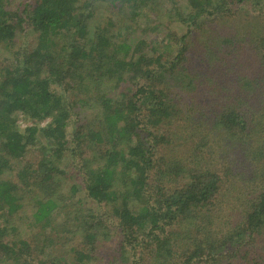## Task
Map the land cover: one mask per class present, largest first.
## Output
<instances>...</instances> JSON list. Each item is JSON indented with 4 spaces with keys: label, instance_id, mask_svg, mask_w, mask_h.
I'll return each mask as SVG.
<instances>
[{
    "label": "trees",
    "instance_id": "trees-1",
    "mask_svg": "<svg viewBox=\"0 0 264 264\" xmlns=\"http://www.w3.org/2000/svg\"><path fill=\"white\" fill-rule=\"evenodd\" d=\"M246 2L0 0V264H88L111 229L105 264H264V0Z\"/></svg>",
    "mask_w": 264,
    "mask_h": 264
},
{
    "label": "rangeland",
    "instance_id": "rangeland-1",
    "mask_svg": "<svg viewBox=\"0 0 264 264\" xmlns=\"http://www.w3.org/2000/svg\"><path fill=\"white\" fill-rule=\"evenodd\" d=\"M13 4H15L17 2V0H12ZM253 0H248V2H246V5H250V3ZM244 12V14L249 15L250 17L254 18L258 15V12H255L253 14H251L249 11L247 10H242ZM111 17V13L108 11L107 6L105 3H99V7H96L95 11H94V15L92 20V25H102L105 23V21ZM148 18V17H147ZM151 18V17H149ZM28 40V38L23 39V41ZM17 42H20V40H18ZM17 44V43H16ZM18 45V44H17ZM2 48H0V65L3 62L2 60H4L5 58H7L8 56H10V53H7V57L6 54H2ZM21 118V117H20ZM43 123V122H42ZM18 124L20 125L21 128H23L27 122L23 119H19L18 120ZM70 129V127H69ZM64 180V179H63ZM70 181H74L75 182V178H71ZM68 181V182H70ZM79 184V183H78ZM77 185V184H76ZM78 198H83V194L81 191H77L75 193L74 196V200L78 199ZM82 206L84 205V207L88 208L91 212L95 213V210H97V204L93 201H91V199L86 198L83 202V200L81 201ZM4 222L1 220L0 221V226L3 224ZM108 223V222H107ZM110 237L108 240H106L104 242V245L106 246L107 250H100L99 248L96 251H91V261L88 264H105V256H111L112 254H114V251L116 250V248L118 247L117 245V232L114 231L113 229L108 230ZM5 239H7V237H5ZM77 242H71V245H75ZM65 247L69 248L68 246L64 245ZM70 249V248H69ZM105 262V263H104Z\"/></svg>",
    "mask_w": 264,
    "mask_h": 264
}]
</instances>
